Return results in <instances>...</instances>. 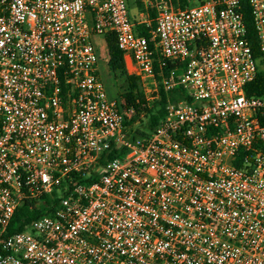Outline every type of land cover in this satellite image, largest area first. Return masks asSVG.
I'll use <instances>...</instances> for the list:
<instances>
[{"label": "built area", "instance_id": "2783aa9c", "mask_svg": "<svg viewBox=\"0 0 264 264\" xmlns=\"http://www.w3.org/2000/svg\"><path fill=\"white\" fill-rule=\"evenodd\" d=\"M136 2L0 0V264H264V0ZM109 34L129 75L188 99L147 136L100 79Z\"/></svg>", "mask_w": 264, "mask_h": 264}, {"label": "trees", "instance_id": "16d2710c", "mask_svg": "<svg viewBox=\"0 0 264 264\" xmlns=\"http://www.w3.org/2000/svg\"><path fill=\"white\" fill-rule=\"evenodd\" d=\"M128 2L131 8L134 6L140 7L136 0H128ZM182 3L185 5V0H182ZM244 14L245 23L248 29V40L250 41L256 57H259V42L253 26L251 11L247 4H245ZM151 17H155L154 12L151 13ZM138 33L150 38L148 30L145 28H140ZM105 41L109 55V69L115 75L120 73L126 77L128 88L122 97L124 98L128 107H133L135 109V116L126 123V126L131 128L134 124L140 121L141 115L145 114L148 118V125L146 127L147 130L145 132L137 130L134 137L147 136L154 131V129L165 117L166 107L168 104L177 103L180 100L188 101V99L181 88H176L167 92L160 87L149 94L150 100H148L147 96L144 94L140 78L129 75L127 72L128 70L124 60V54L118 47L116 35H107ZM169 68H171L170 65ZM169 68H166L165 71H167ZM157 79H159V77H157ZM246 94L249 97L264 96V73L262 71L258 73L257 78L252 83L246 86ZM116 155L117 153H113L110 155V158H113ZM101 163H103V159L101 160ZM53 212L54 207H50L49 197H44L41 198V200H36L33 202H26L17 209L8 227L7 234L11 235L25 231L30 225H32L34 221L39 220L43 216L51 215Z\"/></svg>", "mask_w": 264, "mask_h": 264}, {"label": "rangeland", "instance_id": "374dc122", "mask_svg": "<svg viewBox=\"0 0 264 264\" xmlns=\"http://www.w3.org/2000/svg\"><path fill=\"white\" fill-rule=\"evenodd\" d=\"M195 5H196V2L191 3V6H195ZM134 7L131 8V13L135 17L137 10ZM94 43L97 48L98 56H99L100 79L106 87L109 98L111 100H116L119 103H121V101H124V98L122 96L123 94L126 93L127 88H128L126 77L120 73L115 75L110 71L109 66H108L109 55H108L105 39L103 37H96L94 40ZM141 85H142L144 94L147 96V99L150 100L149 94L152 91L157 89L155 82L151 80L150 81L146 80V81H143ZM147 125H148V118L145 114H142L140 117V121H138L131 128H129V134L134 136L137 130L145 132L147 130L146 128Z\"/></svg>", "mask_w": 264, "mask_h": 264}]
</instances>
